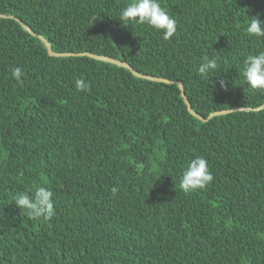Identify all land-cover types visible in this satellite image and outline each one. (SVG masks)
Here are the masks:
<instances>
[{"label": "trees", "instance_id": "16d2710c", "mask_svg": "<svg viewBox=\"0 0 264 264\" xmlns=\"http://www.w3.org/2000/svg\"><path fill=\"white\" fill-rule=\"evenodd\" d=\"M126 3L0 0V14L56 53L105 56L181 82L204 119L264 105L242 75L245 57L264 50L243 32L249 18L264 21V0H160L177 23L167 42L122 25ZM205 54L220 57L210 78L197 72ZM78 79L88 92L76 90ZM197 155L213 181L186 194L180 178ZM38 186L54 193L51 220L14 203ZM0 264H264V109L202 122L176 85L89 57H50L0 19Z\"/></svg>", "mask_w": 264, "mask_h": 264}, {"label": "clouds", "instance_id": "9594fccd", "mask_svg": "<svg viewBox=\"0 0 264 264\" xmlns=\"http://www.w3.org/2000/svg\"><path fill=\"white\" fill-rule=\"evenodd\" d=\"M96 18H93L95 20ZM119 21L122 25H141L147 26L156 32L161 33L164 41L170 39L176 34V20L168 14L167 10L161 7L160 0H127V3L121 8ZM243 32L250 38L258 41L264 40V21L258 17L249 18L243 27ZM220 57L203 55L201 57L197 72L201 78L212 77L219 69ZM243 82L252 91L264 92V50L256 54H249L243 61L242 68ZM25 73L20 67L11 69V77L17 85L24 84ZM225 82L221 81L223 87ZM78 92H88L89 83L83 79L75 82ZM213 181V175L210 171L208 161L205 157L197 155L191 159L182 172L179 187L184 193H191L196 190L205 189ZM117 187H113L111 192L115 194ZM54 193L51 189L38 186L34 192L25 191L18 193L13 197L15 205L24 210L25 215L35 221L51 220L54 215Z\"/></svg>", "mask_w": 264, "mask_h": 264}, {"label": "water", "instance_id": "95a60500", "mask_svg": "<svg viewBox=\"0 0 264 264\" xmlns=\"http://www.w3.org/2000/svg\"><path fill=\"white\" fill-rule=\"evenodd\" d=\"M0 19H9V20H13L15 22H17L24 31H26L27 33H29L31 36L38 38L40 40V42L43 44V46L45 47L48 56L50 57H54V58H64V57H89L91 59H94L96 61H100V62H104V63H109L112 65H115L117 67L123 68L125 70H127L128 72H130L134 77L142 79V80H146V81H150V82H156V83H162V84H166V85H176L181 93V98L183 99L187 111L190 115H192L193 117H195L196 119L202 121V122H206L209 119L216 117V116H221V115H225L234 111H246V112H250V111H260L262 109H264V105L256 108V109H249V108H239L237 110H230V111H221V112H215L209 115V117L207 119H204L203 117H201L200 115H198L196 112H194L191 108V105L184 93V89H183V85L181 82H174V81H169L166 79H161V78H156L153 76H147V75H142L139 74L138 72L134 71L133 68L126 62L124 61H120V60H116L113 58H109V57H105V56H98V55H93L90 53H80V54H76V53H56L52 50L51 44L43 37L40 35H37L35 32H33L29 26H27L26 24H24L20 19H18L17 17L13 16V15H2L0 14Z\"/></svg>", "mask_w": 264, "mask_h": 264}]
</instances>
